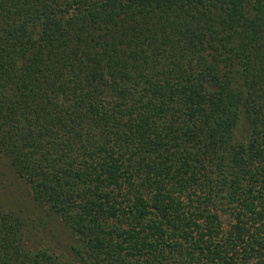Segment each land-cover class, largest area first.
Masks as SVG:
<instances>
[{
  "label": "trees",
  "instance_id": "16d2710c",
  "mask_svg": "<svg viewBox=\"0 0 264 264\" xmlns=\"http://www.w3.org/2000/svg\"><path fill=\"white\" fill-rule=\"evenodd\" d=\"M0 264H264V0H0Z\"/></svg>",
  "mask_w": 264,
  "mask_h": 264
},
{
  "label": "rangeland",
  "instance_id": "374dc122",
  "mask_svg": "<svg viewBox=\"0 0 264 264\" xmlns=\"http://www.w3.org/2000/svg\"><path fill=\"white\" fill-rule=\"evenodd\" d=\"M13 185H14V183H13ZM16 185V184H15ZM15 192L17 193V194H19L20 193V188H17L16 190H15ZM19 195H21V194H19ZM64 242V241H63ZM65 243V242H64ZM63 244V243H62Z\"/></svg>",
  "mask_w": 264,
  "mask_h": 264
}]
</instances>
